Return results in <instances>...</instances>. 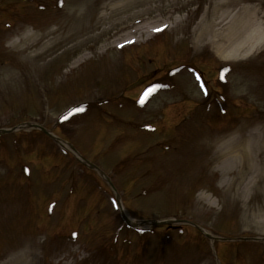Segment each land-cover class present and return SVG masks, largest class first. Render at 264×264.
I'll use <instances>...</instances> for the list:
<instances>
[{
    "label": "rangeland",
    "instance_id": "1",
    "mask_svg": "<svg viewBox=\"0 0 264 264\" xmlns=\"http://www.w3.org/2000/svg\"><path fill=\"white\" fill-rule=\"evenodd\" d=\"M228 12L236 18L221 21ZM249 19L247 41L264 32V0H0V128L36 122L73 142L134 220L185 217L218 237L264 236L262 185L244 191L245 172L229 188L238 169L224 174L214 156L216 138L264 126V45L227 57L210 45ZM167 65L179 67L169 75ZM190 66L237 109L216 116L215 92L201 91ZM144 76L160 91L136 101L144 81L134 99L113 98ZM160 226L125 228L104 181L39 129L0 133V264H264L263 240Z\"/></svg>",
    "mask_w": 264,
    "mask_h": 264
},
{
    "label": "bare ground",
    "instance_id": "2",
    "mask_svg": "<svg viewBox=\"0 0 264 264\" xmlns=\"http://www.w3.org/2000/svg\"><path fill=\"white\" fill-rule=\"evenodd\" d=\"M224 14L225 16L221 19V21L227 19L229 22L236 18L234 14H230L229 12ZM215 23L216 22H214L213 25ZM231 25L234 26L230 31L233 33L232 41L230 38L228 42V33H221L219 35L218 33L215 35L211 34L212 38L210 40V45L219 57H227L228 55L237 56L243 53L245 54L244 51H249L252 46H255V44H257L259 47V45L263 43L262 41L264 40V33L261 34L260 37H253L251 34L249 37L250 39L247 41L248 35L245 34V32L247 31V28H250L248 26L253 25L252 19H249V23L247 24L233 22ZM231 25H229V27ZM155 27L156 26H153L152 29ZM139 32L147 33V30L141 29ZM256 32L257 31L253 30L254 35H256ZM204 35V33H201L199 38L202 39ZM257 41L259 42L256 43ZM218 139H221V142L217 145L214 156L217 158L221 157L217 160L219 162V159H221L219 162V169L224 174L232 172L233 167H237L238 169V171L234 173L232 177H229V179L225 182L226 185L231 188L239 176L244 177L247 174L245 172H251L247 183L242 185L244 191L249 187H255V185L258 184L259 186L262 185V189L264 190V126L252 127L250 130L240 134L232 133L225 138H216L214 142H216ZM260 207L261 206H259V208ZM259 210L261 211L262 208Z\"/></svg>",
    "mask_w": 264,
    "mask_h": 264
},
{
    "label": "snow or ice",
    "instance_id": "3",
    "mask_svg": "<svg viewBox=\"0 0 264 264\" xmlns=\"http://www.w3.org/2000/svg\"><path fill=\"white\" fill-rule=\"evenodd\" d=\"M61 2H62V0H61ZM156 30H158V29H156ZM224 71H227V69H225ZM224 77H223V73L221 74V79H223ZM197 80H199V77H197ZM200 87H201V89H204V84L203 83H201L200 84ZM141 102H143V100L141 101ZM63 118V117H62ZM75 235V234H74Z\"/></svg>",
    "mask_w": 264,
    "mask_h": 264
}]
</instances>
